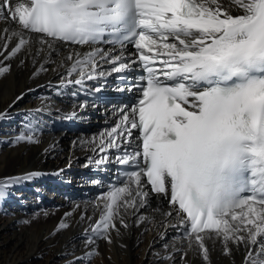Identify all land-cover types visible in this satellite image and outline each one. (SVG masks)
I'll list each match as a JSON object with an SVG mask.
<instances>
[{"label": "snow or ice", "instance_id": "snow-or-ice-1", "mask_svg": "<svg viewBox=\"0 0 264 264\" xmlns=\"http://www.w3.org/2000/svg\"><path fill=\"white\" fill-rule=\"evenodd\" d=\"M0 22L6 24L0 29L5 59L27 48L33 60L43 54L44 64L65 68L62 85L98 80L91 92L100 93L117 73L114 91L137 90L135 103L117 106L119 122L100 134L103 155L85 164L127 166L123 186L102 194L104 211L95 235L86 230V245L111 244V231L119 236L121 226L129 227V209L137 226L144 223L147 217L137 213L154 194V210L178 217L184 228L181 261L196 251L211 264L210 240L226 256L243 248L244 264H264V0H0ZM44 64L40 71L49 70ZM138 69V77L128 75ZM9 73V65L0 66V78ZM88 106L87 100L77 104ZM7 118V110L0 113V120ZM132 129L138 130L134 140ZM22 142L38 141L23 132L11 141ZM111 148L117 149L113 161ZM38 175L7 178L0 202ZM68 227L62 221L58 230ZM95 254L85 253L87 264ZM77 262L85 259L67 264Z\"/></svg>", "mask_w": 264, "mask_h": 264}, {"label": "bare ground", "instance_id": "bare-ground-1", "mask_svg": "<svg viewBox=\"0 0 264 264\" xmlns=\"http://www.w3.org/2000/svg\"><path fill=\"white\" fill-rule=\"evenodd\" d=\"M5 26V22H0V29ZM7 26L12 24L7 22ZM15 43L13 40L9 49ZM7 55L8 52L0 55V66H10V73L0 78V113L7 110L9 117L0 120V183L26 173L39 175L13 187L14 195L0 202V264H67L74 257L85 259L87 264L86 252L96 253L91 264H205L196 251H188L181 261L188 242L177 237L179 225L175 218L154 210L158 204L155 197L147 209L141 208L137 213L147 217L144 223L137 226L133 210L124 215L121 208L129 227L121 226L119 236L111 231V244L102 239L96 240L95 245L85 244L86 230L87 235H95L92 227L104 211V202L94 199L90 204L80 200L65 203L64 196H80L99 186L95 180L99 167L85 164L89 157L98 159L103 155L98 152L100 133L96 130L100 111L92 105L77 107L82 102L81 85H62L65 68L44 64L43 54L33 60L25 48L12 59H5ZM42 64L49 70L40 71ZM21 94L23 99L16 101ZM74 111L75 118H64ZM82 120L96 125L89 133H83L93 124L78 126ZM21 132L34 135L38 142L11 143ZM163 211H168L165 206ZM25 220L29 223H23ZM62 221L69 227L58 230ZM205 244L211 249V264H244L243 248L226 256L219 241L214 248L210 240H205Z\"/></svg>", "mask_w": 264, "mask_h": 264}, {"label": "rangeland", "instance_id": "rangeland-1", "mask_svg": "<svg viewBox=\"0 0 264 264\" xmlns=\"http://www.w3.org/2000/svg\"><path fill=\"white\" fill-rule=\"evenodd\" d=\"M30 94H32V92L28 93V94H27V97H28ZM25 103H27V102L24 101L23 104H25ZM13 119H15V118H13ZM16 123H18V120L16 121ZM85 123H86V124H93V126L90 127L89 131H82L83 133H89V132L92 130V128L96 125L95 123H92V121H88V122L86 121ZM70 168H72V165H70L69 169H70ZM65 203H67V202H65ZM44 205H45V204H44ZM47 207H48V206H46V210H47ZM43 210L46 211V210H45V207H43ZM138 258H139V257H138Z\"/></svg>", "mask_w": 264, "mask_h": 264}]
</instances>
